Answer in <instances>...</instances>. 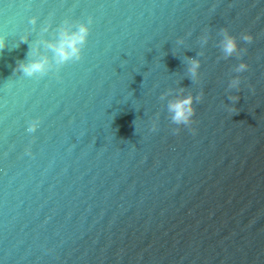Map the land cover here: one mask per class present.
Masks as SVG:
<instances>
[{"label": "water", "instance_id": "95a60500", "mask_svg": "<svg viewBox=\"0 0 264 264\" xmlns=\"http://www.w3.org/2000/svg\"><path fill=\"white\" fill-rule=\"evenodd\" d=\"M0 39V264H264V0H0Z\"/></svg>", "mask_w": 264, "mask_h": 264}, {"label": "clouds", "instance_id": "9594fccd", "mask_svg": "<svg viewBox=\"0 0 264 264\" xmlns=\"http://www.w3.org/2000/svg\"><path fill=\"white\" fill-rule=\"evenodd\" d=\"M31 24H35L36 18L32 17L29 21ZM67 23V22H66ZM92 23L89 17L86 22L77 23L74 26L68 25L62 27L59 31V37L56 42H47L46 47L51 50L53 56L50 61L47 56H39L36 59H30L27 63L22 62L18 66V70L27 77L43 76L49 71H58L60 66L69 61H79L81 59L82 48L85 45L89 36V25ZM46 30V29H45ZM223 39L220 42L225 56H231L233 53H238V45L236 39L222 30ZM242 39L246 42H251L253 37L250 34L245 33ZM0 47H3V40L0 39ZM242 51V50H240ZM36 50L33 49L30 56H35ZM188 71L191 76L195 79L197 76V70L199 68V61L194 58H189ZM246 63H240L236 66V72H242L247 69ZM239 79H233L230 87H237L239 85ZM200 96L193 97L187 95L178 97L174 100L169 101L168 111L171 113V122L176 125H189L192 123V117L194 116L195 109L193 107V101H198ZM230 99L236 100L238 97H231ZM40 123L39 118L31 120L26 128L28 133H34ZM179 131V128L175 129Z\"/></svg>", "mask_w": 264, "mask_h": 264}]
</instances>
